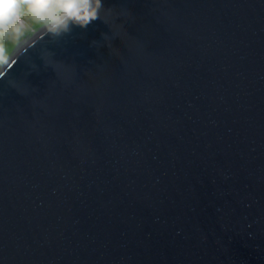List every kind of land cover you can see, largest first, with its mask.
Instances as JSON below:
<instances>
[{
  "label": "water",
  "instance_id": "obj_1",
  "mask_svg": "<svg viewBox=\"0 0 264 264\" xmlns=\"http://www.w3.org/2000/svg\"><path fill=\"white\" fill-rule=\"evenodd\" d=\"M104 6L0 70V264H264V0Z\"/></svg>",
  "mask_w": 264,
  "mask_h": 264
},
{
  "label": "clouds",
  "instance_id": "obj_2",
  "mask_svg": "<svg viewBox=\"0 0 264 264\" xmlns=\"http://www.w3.org/2000/svg\"><path fill=\"white\" fill-rule=\"evenodd\" d=\"M102 11H111L104 0H0V70H11L39 38H58L103 20Z\"/></svg>",
  "mask_w": 264,
  "mask_h": 264
}]
</instances>
